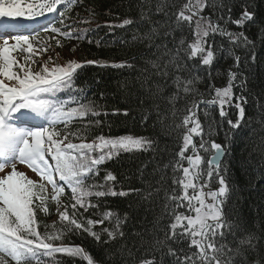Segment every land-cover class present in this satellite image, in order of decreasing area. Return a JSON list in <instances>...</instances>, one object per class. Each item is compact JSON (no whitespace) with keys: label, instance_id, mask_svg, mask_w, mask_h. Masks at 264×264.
I'll list each match as a JSON object with an SVG mask.
<instances>
[{"label":"snow or ice","instance_id":"6c2138e0","mask_svg":"<svg viewBox=\"0 0 264 264\" xmlns=\"http://www.w3.org/2000/svg\"><path fill=\"white\" fill-rule=\"evenodd\" d=\"M81 2L82 0H32L26 3L25 0H0V76L9 81L6 83L5 79H0V172L11 165V171L0 175V264H9V260L14 264H46L47 260H55L56 264H60L56 260L57 254L81 258L87 264H94L91 255L85 253L82 247L65 245L62 241L66 233L86 232L99 242L101 233L93 231L94 226L103 225L105 221L111 223L114 216V226L102 228L101 232L107 235L108 241L123 237L122 221L117 214L105 211L100 219L93 220L85 217L84 213L100 207L98 203L93 204L90 198L126 196L128 193L116 190L117 177L110 171L105 173L103 183L88 184L87 181L98 177L100 167L121 153L146 151L152 147V141L148 138L131 135H99L87 142L88 130L94 126L92 120L102 113L96 111V105L92 101L84 102L85 89H78L75 94L72 92L77 70L83 67L81 63L69 60L65 65H54L51 69L45 63L39 71H32V64L36 62L32 60V56L47 52L49 45L45 43L43 47H39L41 41L35 31L21 34L22 31L27 32V25L20 22L21 18L32 20L46 12L57 11L58 6H64L65 11L60 13V23L63 24L65 12ZM209 6L215 8L211 0H186L175 13L174 28L164 33L168 36L176 30L182 32L178 42L173 40L175 46L172 49L166 44L155 43L160 33V28L155 26L158 22L151 21V8L149 12L141 10V21L153 26L143 33L137 32L133 39L146 41L147 49L155 48L159 51L163 47L165 51L156 59L145 60L146 67L140 69L138 77L140 86L155 97L163 93L170 79L176 89L168 97L173 107L181 98L180 93H192L195 91V83L199 81L198 76L185 78L180 75L188 63L194 62V66L213 64L216 53L213 44L209 42L210 37L220 34L236 46L251 43L243 32H228L204 16L203 10ZM163 10L162 0L156 5V11ZM255 19L256 14L246 7L239 18L232 20L229 17V21L237 27H244L247 23L255 22ZM133 23L135 21L132 19H124L121 24L108 27L123 28ZM185 30L192 36L191 40L187 39ZM44 31L48 32L49 29L45 28ZM50 31L65 38L81 36V33H73L71 30L61 32L58 27H52ZM56 43L59 45L60 41L57 40ZM14 52L27 53L24 65L19 64ZM48 60L51 61L52 57H48ZM234 60L239 69L241 58L235 56ZM86 63L108 66L106 62L92 60ZM14 66L18 70H13ZM111 66L135 67L127 61ZM153 77L165 83H158ZM237 78L238 74L230 71L228 84L215 88L213 99L202 101L206 105L218 107L221 117H227L226 108L237 110L236 120H227L231 129L241 127L245 119L243 104L247 103L244 95L236 96L233 92ZM246 83V80L242 81L241 89ZM57 93L65 94L67 98L61 99ZM187 111L188 115L183 117L181 124L176 125L187 130L182 136V146L176 153L178 159L171 165L172 183L175 187L170 193L165 192V209L172 222L168 225L164 238L155 241V246H162L156 247V250L163 251V247H166L165 255L174 258V264H264V257L259 255L257 246L260 238L250 232L238 238L237 231L242 229L238 223L230 221L224 211L225 203L230 197V186L221 173L227 171L226 167H222V161L228 154V145L212 139L205 141L200 120L196 118L193 109L189 108ZM113 114H119V110H115ZM123 115L127 116L128 111L125 110ZM85 118H89L90 122L75 131L71 129L76 121ZM147 118L145 115L144 119ZM34 120L38 122L29 123ZM94 123L99 125L100 121L95 120ZM194 136L200 137L198 144L194 141ZM70 138L81 142L73 143ZM189 151L192 152L191 155H188ZM210 151L213 154L207 158L200 154ZM184 162H187V167ZM17 163L27 165L40 180H33L25 172L18 171ZM213 178L218 180L219 187L216 190L209 187ZM49 185L51 195L48 193ZM65 187L71 191L72 202L62 205L61 197L65 195ZM133 191L141 194V190ZM158 191L159 189L145 191L142 199L150 201L154 192ZM50 201L56 204L60 228L49 232V228H56L57 222H53L52 225H44L45 231L41 233L37 214L42 212L49 215ZM169 204L172 205L171 208ZM62 206L63 211L60 210ZM180 208L194 215H185L178 211ZM126 216L127 214L125 218ZM229 236L233 238L232 241L228 240ZM56 241L61 243L57 244ZM170 241L175 244L186 242L187 251L185 248L172 247ZM139 264H163V259L157 260L153 256L142 259Z\"/></svg>","mask_w":264,"mask_h":264},{"label":"trees","instance_id":"16d2710c","mask_svg":"<svg viewBox=\"0 0 264 264\" xmlns=\"http://www.w3.org/2000/svg\"><path fill=\"white\" fill-rule=\"evenodd\" d=\"M161 2L162 0H82L65 12L63 24L60 23L62 19L60 13L65 11L64 6H58L55 12L36 16L37 21L30 23L36 26L32 32L39 34L41 41L39 47H43L45 43L49 45L47 52L32 56V60L36 61L32 64L33 72L38 71L42 63L49 65L48 56H54L59 65H65L69 60L83 65L77 70L72 92L75 94L76 90L85 89L84 102L92 101L96 105V111L102 113L92 120L94 126L88 130L87 142H91L99 135L111 137L131 135L152 141V147L146 151L121 153L118 157L106 161L100 167L99 176L87 181L88 184L103 183L105 173L110 171L117 177L116 190L128 193L126 196L90 198L93 204L98 203L100 207L89 209L84 213L85 217L93 220L100 219L105 211L117 214L122 221L123 237L108 241L107 235L101 232L102 228L114 226V216L111 223L105 221L103 225L94 226L93 231L101 233V241L97 242L86 232H75L66 233L62 243L79 245L85 253L91 255L94 264H139L142 259L153 256L157 260L162 258L163 264H174V258L165 255L166 247H163V251L156 250V247L162 246H155V241L164 238V233L172 222L165 209L167 203L165 192L170 193L175 187L172 183L171 165L178 159L176 153L182 146V136L187 130L183 126L176 127V125L181 124L183 117L188 115L187 109H192L196 101L211 97V90L227 85L231 71L238 74V78L234 81L236 87L233 88V92L236 96L242 94L247 98V103L243 104L245 119L241 127L231 129L227 123L228 119L235 121L237 118V110L234 108H226L227 117H221L218 107L200 102L196 109V118L200 120L204 129L205 141L212 139L222 145H228V154L222 161V167H226L227 171L221 173L230 186V197L225 203L224 211L228 219L238 223L242 229L237 231L238 238L249 232L260 238L257 243L258 252L264 257V0H211L215 8L206 7L202 14L228 32H243L251 43L250 45L241 43L236 46L220 34L210 37L209 42L213 44L216 53L213 64L194 66V62L188 63L187 68L180 75L185 78L198 76L199 81L195 83V91L192 93L187 95L180 93L181 98L176 101L174 107L168 100V97L176 91L170 79L163 93L155 97L141 88L138 79L140 69L146 67L145 60L156 59L165 49L163 47L159 51L155 48L147 49L146 41L133 39V35L137 32L143 33L153 26L141 21V10L149 12L151 8L150 19L158 22L155 26L160 28L155 43L166 44L169 49L174 48L173 40L178 42L182 32L176 30L168 36L164 33L174 28L175 13L186 0H163L164 10L157 12L156 5ZM245 7L256 14L255 22L237 27L229 21V17L232 20L239 18ZM124 19H132L135 23L123 28L108 27V25H119ZM86 20L90 22L85 23ZM52 27L60 28L61 32L68 30L73 33L79 32L81 36L65 38L59 33L51 32ZM45 28L49 31L45 32ZM184 34L187 35L188 40L192 39L186 30ZM57 40L60 41L59 45L56 43ZM235 56L241 58L239 69L236 67ZM45 57L47 59L40 62ZM89 60L106 62L108 66L87 64L86 61ZM54 61L51 60V63ZM125 61L134 64L135 67L111 66ZM22 62L24 65V57ZM153 80L161 84L165 83L156 77H153ZM245 80L247 83L241 89L240 85ZM57 95L61 99L67 98L62 93ZM115 110H119V114H113ZM125 110L128 111L127 116L123 115ZM30 115L34 114L30 113ZM145 115L148 117L146 120ZM95 120L100 121L99 125H95ZM37 122L34 120L29 123ZM89 122V118L76 121L71 129L75 131L76 128ZM194 140L198 144L200 137L194 136ZM72 142L81 141L72 139ZM200 154L207 158L213 153L210 151ZM184 166H188L187 162H184ZM209 187L217 189L218 180L213 178ZM155 189L159 191L154 192L150 201L142 199L143 192ZM133 190H141V194ZM48 193L49 195L52 193L50 185ZM70 197L71 191L65 187V195L61 197L62 205L70 204L72 202ZM49 207L51 210L49 215L42 212L37 214L41 233L45 231L44 225H52L53 222H57L56 228H49V232L60 228L56 204L50 201ZM171 207L172 205L169 204V208ZM60 210H64L63 206ZM178 211L185 215L192 214L184 208ZM69 212L71 213L70 208ZM125 214H127L126 218ZM232 239L231 236L228 237L229 241ZM55 243L59 244L61 241ZM169 243L174 248H185L187 251L186 242L175 244L170 241ZM56 260L60 264H87L86 260L62 254H57ZM9 264L14 262L9 260ZM46 264H56V261L47 260Z\"/></svg>","mask_w":264,"mask_h":264},{"label":"rangeland","instance_id":"374dc122","mask_svg":"<svg viewBox=\"0 0 264 264\" xmlns=\"http://www.w3.org/2000/svg\"><path fill=\"white\" fill-rule=\"evenodd\" d=\"M19 53V52H18ZM21 55H17V54H15V53H13V55L16 57V59L19 61V64L20 65H23V62H22V57H24L25 55H27V53H20ZM49 57V56H48ZM47 58L45 57L44 59H41V61L40 62H43V60H46ZM52 60H55L54 62H52L51 63V61H49V65L47 66L48 68H51V67H53L54 65H59V62H57L56 61V59H55V57L53 56L52 57ZM39 65H41V63L39 64ZM38 65V66H39ZM42 65H44L43 63H42ZM40 67L41 66H39L38 67V71L40 70ZM13 70H18L17 69V67L16 66H14V69ZM0 79H5V82H7V83H9V81H7V79L6 78H4V77H2V76H0ZM12 83H14V82H12ZM21 164H19V163H17V170L18 171H22V172H25L26 173V175L27 176H29L31 179H33V180H37V177H36V175H35V173H31V172H29V171H27V170H25L23 167H21L20 166ZM9 166V165H8ZM11 166V165H10ZM5 170V169H4ZM9 171H11V167H8V169H6L3 173H7V172H9ZM2 173V172H1ZM189 193L191 194V190H189ZM193 203L195 204V201H193ZM192 215H194V213H192Z\"/></svg>","mask_w":264,"mask_h":264},{"label":"water","instance_id":"95a60500","mask_svg":"<svg viewBox=\"0 0 264 264\" xmlns=\"http://www.w3.org/2000/svg\"><path fill=\"white\" fill-rule=\"evenodd\" d=\"M224 86H226V85H223V86H220V87H218V88H221V87H224ZM215 89V88H214ZM214 89L213 90H211V97H209V98H201L199 101H196L195 102V104H194V106H193V111L194 112H196V109L198 108V106H199V103L200 102H202V101H205V100H211V99H213V93H214ZM191 125H189V127H190ZM195 141V140H194ZM192 154V152H190L189 153V155H191Z\"/></svg>","mask_w":264,"mask_h":264}]
</instances>
